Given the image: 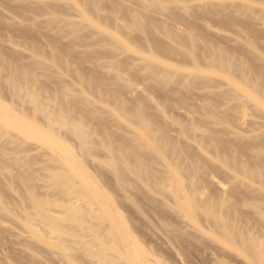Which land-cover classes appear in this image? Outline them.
Instances as JSON below:
<instances>
[{"label":"bare ground","instance_id":"obj_1","mask_svg":"<svg viewBox=\"0 0 264 264\" xmlns=\"http://www.w3.org/2000/svg\"><path fill=\"white\" fill-rule=\"evenodd\" d=\"M167 1L136 0V4L133 2L128 4L121 0H69L67 4L71 6L74 12L76 11L80 16L86 18L93 28H96L98 24L96 20L94 21L92 15L101 22L105 21L110 27L111 25L112 27L116 25L118 28L125 26L138 27L148 34L152 28L153 19L149 12L162 13L161 11L168 7L165 4ZM207 4L233 5L249 17L254 11H257L255 5L241 0H182L172 7L183 10L190 7H202ZM40 5L46 4L40 3ZM104 6H109L110 9H106ZM261 9L264 10V8ZM107 10H111V12H107ZM119 12L122 15L116 17V13ZM260 13L262 14L264 11H260ZM123 15H125L124 18ZM55 17L52 19L60 23L61 31L67 28L75 35L78 34L77 29L80 25L78 21L72 19V17ZM162 22L159 20L161 27L165 26ZM98 33L103 40L109 41L110 48H115L112 43L116 39L115 35L108 33L105 29L102 30L100 27ZM165 33L172 41L186 46L189 54H196L198 43L193 33L185 30H174L170 27L165 28ZM118 50L115 51L116 54L121 52ZM45 57H47L46 60L49 59L56 63L63 71L67 70L64 61L60 58L52 55H45ZM137 58L144 61V71L161 83L166 84L170 81H177L187 89L189 80L200 79L204 81L203 88L208 90V80L214 79L209 72L202 73L198 69L187 70L181 69L179 66H170L161 61L154 53L147 52L142 48H138ZM202 61L208 70L218 69L219 74L227 78V81H224L228 88L226 85L224 92L227 91L239 97L237 106L244 105L249 100H252L255 105H257V101H261L259 93L264 87V79L261 73L251 68L245 60H241L232 53L207 43L203 47ZM38 62L43 63L44 60L38 59ZM66 66L68 67L67 63ZM73 73L91 91L94 98L103 102L110 100L115 104V108L119 111L121 117L131 124L128 135L120 134L118 130L109 131L102 123H99L96 129H87L85 125L76 120L75 116L69 114L70 110L75 107L79 117H96L102 120L104 117L92 105L87 106L89 99L82 98L79 90L71 85L64 84L60 92L53 95V98L50 96L43 98L35 92L33 88L35 79L27 70L15 66L11 61H0V81L10 89L19 104L22 106L28 105L27 107L30 108L32 114H38L39 118L45 120L43 122L46 125V128L43 129L30 118L31 116H24L19 110L0 103V124L5 131L4 142L12 141V134H18L19 136H32L45 144L52 145L50 152L55 155L54 159L57 162L63 163V166L65 165L68 180L66 187L63 185L64 175L53 171L50 174L52 175V183L59 186L55 189L64 191L67 197L68 194L69 196L73 194L72 196L76 198L56 202L54 206L56 205L58 208L51 210L49 205L53 203L34 192L33 189L36 184L30 178L0 165V169H2L0 171L3 172L5 177L12 178L14 176L25 185L28 203L32 207V211L23 214L26 219L22 218L23 215L21 217L19 215L23 223L22 227H25V233L27 231L34 240L38 241V244L40 243L48 249L51 255L57 256L62 264H76L72 257L77 252L83 254L84 258L90 257L89 259L92 260L93 264H157V262L151 260L152 256L147 255L149 253L146 252L147 249L142 248L132 237L123 218L112 211L110 201H114L115 197L117 199L118 194L115 193L116 196L111 197L113 194L110 195L108 192L103 191L106 190V187H102L108 182L106 180L109 177L108 179L106 176L100 177V174L103 173L99 174L98 170L95 172V176L102 184H100L102 190L96 183L97 179L95 181L94 177L82 167L81 162L85 157L86 159L89 157L90 159L91 157L99 159L97 153L101 152V154H104V158H100L97 163L102 165L103 171L105 169L110 174V180L115 185L113 189L116 188L120 191L121 198L125 197L124 200L126 198L131 199L133 192L135 194L139 192L140 195L142 193L149 198L151 203L156 204L154 197L157 198L160 194L167 196V200H171L170 203L172 202L169 206L171 208H167L174 211L175 215L178 216H175L176 219L178 218L177 221L180 220L182 226L187 227L186 230L191 233H189L190 237L187 233L188 238L194 235L198 239L201 238V241L208 239L218 247L216 251L223 249L226 252L238 255L242 257L244 264H264V147L253 148V161L242 159L236 154L230 153L227 141L216 139L212 131H206L198 127V124L194 121L184 124L174 116L165 115L156 102H149L152 113H146L147 105L143 99L138 98L132 103L128 98L134 97L141 89L126 82L120 70L110 72L113 78L112 81L101 82L100 84L95 83L94 80L84 78L76 70H73ZM232 76L238 78L233 79ZM20 80H23V84L19 82ZM223 87L225 88V86ZM121 89H125L124 91L128 94L126 97L119 94ZM200 91H202L200 88L192 90L191 97L193 98ZM240 94L249 100H242L243 97ZM81 105H86V107L81 108ZM168 105H171V103L169 102ZM24 107L21 108L23 110L28 109L26 106ZM172 109L178 114L187 115L184 102L173 106ZM103 111L107 114L113 112L107 106ZM191 115L192 113H190ZM245 115L247 116L245 111L241 109L237 121H245L247 119ZM204 117L211 124L226 122L223 117L216 115L213 110H207ZM167 122L175 125L176 134L169 132ZM11 128L16 129V131H12ZM60 129L76 139L78 156L68 150L67 143L64 140L62 141L59 136V132H63V130L59 131ZM223 132L227 135L232 133V136H228L234 139L243 136L237 130L229 128H224ZM117 133L120 135L117 136ZM255 135L257 136V132ZM180 137L186 138L183 143L178 142V140L181 141ZM14 157V160L19 162V156ZM92 160L94 161V159ZM155 164L158 165L155 166ZM97 166L99 167V165ZM152 193H158L159 195L152 196ZM78 195H80V198L84 196L81 200L87 199L88 202L85 203L86 201H84L85 205L80 204L82 202L77 201ZM140 195L138 196L140 197ZM164 196L158 198L163 202L166 199ZM143 198L140 197L139 199ZM116 199L115 203L119 200ZM149 199H145V202L148 201L150 204ZM167 200H164L166 202H163L161 206H168ZM132 201L134 203L139 202L135 198ZM132 201L127 203L130 204L131 202V205H133ZM118 202L120 203V201ZM118 202L116 208L119 205ZM148 203L146 202L147 205ZM140 205L142 204L140 203ZM145 205H142V208ZM134 206L133 211L137 210L136 212H139L140 209L142 210V208H137V204L135 206L136 210H134ZM161 206L159 209H163ZM2 207L0 206V208ZM153 207L158 208L157 205H154L151 206V209ZM146 211L145 207V213ZM5 212L7 213L5 215H8L5 216L6 219L9 214L7 211ZM152 212L154 214L155 210L150 211V213ZM164 212L166 211L164 210ZM2 213L4 214V212ZM160 214L162 216V212ZM161 216H159V219H161ZM5 219L1 220L0 223H4ZM143 219H146V214H144ZM33 221H37L41 229ZM103 222L107 224L105 228L102 226ZM8 225L5 229L9 228ZM147 225L153 227L152 223L147 222ZM176 225L160 226L159 230H162L170 241L177 244L179 240L182 242L186 237L184 235L186 230L179 228L181 225L179 227ZM144 226L143 228H145ZM10 228L8 229L10 233L16 232H11ZM143 228L141 229L143 230ZM14 230H16L15 227ZM20 230H23V228ZM153 231L156 233V230ZM154 232L151 231V233ZM23 233L24 230L19 233L22 234V237H20L22 239L23 236H27V233L25 235ZM183 236L185 237L183 238ZM15 237L17 238V236ZM162 238L165 239L166 237L162 236ZM27 239L24 241H27ZM160 240L158 239L157 242ZM205 243L207 246V242ZM170 246L172 245L170 244ZM17 248L23 249L22 246ZM169 249L171 250V247ZM216 261L219 264H229L224 262V258ZM7 262L5 261L4 264ZM89 262L91 261L89 260Z\"/></svg>","mask_w":264,"mask_h":264},{"label":"rangeland","instance_id":"obj_2","mask_svg":"<svg viewBox=\"0 0 264 264\" xmlns=\"http://www.w3.org/2000/svg\"><path fill=\"white\" fill-rule=\"evenodd\" d=\"M68 1L69 0H0V61H11L15 66L27 70L35 79L33 88L36 93L40 94L43 98L48 96L53 98L54 94L57 95L60 92L62 85H71L73 88L80 91L82 98L89 99L87 106L89 107V105H92L93 108L103 115L102 117H104V119L102 120L96 117H79L75 107L69 111L70 115L75 116L76 120L85 125L87 129H96L98 124L102 123L109 131L118 130L120 134L123 133L128 135L131 124L121 117L119 111L115 108V104L108 99L107 102H103L94 98L91 91L86 88L85 84L82 83V81L80 82L78 77L73 73V70H76L84 78L94 80L95 83L100 84L101 82L112 81L113 78L110 72L120 70L126 82L136 85L141 89L140 91L138 90L139 92L137 91L138 93L135 94L134 97L128 98H130L132 103L138 98L143 99L147 105L146 113H152L149 108V102H156L165 115L174 116L178 121L184 124L190 121L196 122L198 127L206 131H212L216 139L227 141L230 153L236 154L242 159L254 160V157H252L253 148L264 147V133H262L264 132V87L259 93L261 101H257V105L248 98L249 102H245L247 99L240 94V96L243 97L240 98L242 100L245 99V101H243L245 103L244 105L237 106L236 104L239 101V97L230 94V92H224L227 85L225 83L227 78L219 74L220 72L218 69L208 70V68L203 65L202 56L204 45L210 43L216 48L224 49V51L232 53L235 57L245 60L251 68L261 73L264 79V13H260V11H264L261 9L264 8V0H241L257 7V11H254L250 17L229 4H207L202 7H190L179 10L172 6L176 3H180L182 0H168L165 3L168 7L163 9L161 11L162 13L149 12L153 16V19L152 28L148 34L144 33L143 30L138 27L125 26L123 28H118L116 25L115 27H112V25L110 27L105 21L101 22L92 15V18L94 17V21L96 20L98 24L96 28H93L86 18L80 16L76 11L74 12L71 6L67 4ZM121 1L128 4L130 2L136 4V0ZM40 3H45L46 5H40ZM104 7L110 9L109 6ZM107 12H111V10H107ZM120 15H122V13L119 12L116 13L115 16L118 17ZM55 16L59 18L72 17V19L78 21L80 24L77 29L78 34L75 35L67 28L61 31L60 23L52 19ZM122 17L124 18L125 15ZM159 20L163 21L162 23H164L165 26L161 27ZM99 27L116 36V39L113 40L112 43L115 45L114 49H119L118 51L121 52L116 54V50L110 48L109 41H105L100 37L98 33ZM167 27L193 33L198 43L196 54H189L186 46L169 39L165 33V28ZM215 30L218 32L216 33ZM138 48L154 53L161 61L170 66H179L181 69L187 70L198 69V71L202 73L209 72L214 79L208 80V90L203 88L204 81L200 79L195 81L188 79L187 89L182 86V83L177 81H170L166 84L156 81L144 71V61L137 58ZM45 55H52L63 60L67 70L63 71V69L59 68L53 61L49 59L46 60L47 57H45ZM38 59H43L44 62L40 63ZM232 77L233 79L238 78L237 76ZM19 82L23 84V80ZM223 86H225V88ZM197 88L202 89V91L198 92L197 95L192 98L191 91ZM124 90L125 89L119 90V94L126 97L128 94ZM169 102L172 106L168 105ZM182 102H184L187 115L178 114L172 109L173 106L180 105ZM0 103L15 110H19L24 116H31L30 118L33 119L39 127L43 129L46 128L44 123L45 120L39 118L38 114H32L30 108L27 107L28 105L22 106L19 104L12 95L10 89L1 81ZM24 106L28 109L23 110L22 108H25ZM84 106L86 107V105H81L80 107L82 108ZM106 106L112 109L113 112L111 114H107V112L103 111ZM241 109L247 114V116L245 115L247 119L245 118V121L239 122L237 119ZM207 110H213L216 115L223 117L226 122L223 124H211L207 122L204 117ZM190 113H192L191 116ZM167 124L169 132L171 131V134H176V129H174L175 125L168 122ZM224 128L237 130V132H240V135L243 136H240L238 139L229 137L232 136V133H229L228 136L223 132ZM11 130L16 131V129L12 128ZM62 130L63 129H60L59 131ZM256 132L257 136L255 135ZM4 134V128L0 124V165L10 171L30 178L33 183L36 184L33 189L34 192L48 199L50 203H53L49 205L51 210H56L58 208L56 205L54 206L56 202H62L68 198L76 199L75 196H72L73 194L71 196L68 194L67 197L64 191L55 189V187L58 188L59 186H55L52 183V175L50 174L53 171L60 172L64 175L63 185L66 187L68 182L65 165L63 166V163L57 162V160L54 159L55 155H52V152H50L52 145L45 144L32 136H19L18 134H12V141L4 142ZM120 134L117 133V136ZM59 136L62 141L64 140V142L67 143L68 150L78 156L76 139L64 130L62 133L59 132ZM185 139L182 137L180 139L181 141L178 140V142L183 143ZM97 154L99 159L104 158L103 153L101 154V152H99ZM14 156H19V162L14 160ZM89 159L90 157L87 159L86 157L84 158L81 162L82 167L94 177L95 181L97 179L96 183L101 189L104 186L106 187V190L102 189L103 191L108 192L110 195L113 194L111 197H115V193L118 194L117 199L119 200L115 197L117 200L115 203V199L111 198L114 199V201H110V207L114 213L119 214L123 218L127 229L130 231L135 241L142 248H145V250L147 249V253L149 252L151 254H147L149 257L152 256L151 260L157 262V264H212V262L213 264H219L216 260L224 258V262L229 264H244L242 257L238 255L226 252L220 248V250L217 249L219 251H216L218 247L208 239H204L203 242L201 238H199V240L198 237L194 235L188 238L191 233H188L186 226L184 227V225H181L182 222L180 220L177 221L178 218L176 219L175 216L177 215H175L174 211L169 210V208H171L169 206H171L170 204H172V202L170 203L171 200H167V196L155 193L161 198L162 196H164V198L166 197L164 200H167L169 203L168 206H161V204L166 201L163 200L162 202V200L158 198L159 196H157V198L154 197L156 204L151 203L150 199L145 197L141 192L143 196H141L139 192L136 194L133 192L134 194L131 196V199L133 200V198H135L137 202L139 201L138 203H134L128 198L124 200L125 197L121 198L120 191L116 188L113 189L115 185L113 181L110 180V174L107 173L105 169L103 171L102 165L97 163L99 159H96V157H91V159ZM92 159H94V161ZM96 165H99V167H96ZM157 165L158 164H155V166ZM0 170L2 171V169ZM97 170L99 174L103 173L100 174V177L106 176L107 179L109 177V179L106 180L108 182L105 181L106 183L102 187L100 186V181L95 176ZM1 171L0 206L4 207L0 208V210L4 209L0 212V222L5 219V216H8L5 215V211H7L9 217L6 218L7 220H4V223H8L9 225H7L9 228L13 226L10 228L11 232H16L10 233V230H8L9 228L5 229L7 225L0 223V264H4L5 261L9 262L5 264H62V261L60 262L57 256L51 255L49 250L40 243L38 244V241L34 240L27 231V236L25 235V227H22L23 223L20 217L32 211V207L28 203L25 185L14 176L12 178L9 176L5 177ZM215 172H217V170H215ZM217 174H219V172H217ZM137 194L140 195L141 198L145 197L143 198L144 200L139 199L140 197ZM152 194V196L155 195L154 193ZM78 196L77 201L82 202L80 204L85 205V203L88 202L87 199L81 200L84 196L81 198L80 195ZM145 199H149L151 206L157 205L158 208L156 209L153 207L151 209L150 204L146 201L148 203L147 205ZM84 201L86 202L84 203ZM118 201H120V203ZM128 201H132L135 206L137 204V208L139 209L142 208V205H146L143 207L144 209L142 208V210L140 209L139 212H136L135 206L134 210L136 211H133V205H131V202L128 204ZM158 201L160 204H158ZM117 202L119 205L116 208ZM140 203L142 205H140ZM160 206L163 207V209H159ZM145 207L147 210L146 213ZM143 210L144 214H146V219H143ZM151 210H155L154 214L153 212L150 213ZM164 210L166 212H164ZM158 211L162 212V216ZM2 212H4V214ZM141 213L143 215H140ZM159 216H161V219H159ZM22 218H24V215ZM146 221L152 223L153 227L147 225ZM161 221L167 226L177 224L176 226L179 227L181 225L179 228L186 230L184 235L188 236L189 234V236H186L187 239L183 236V238L185 237L184 239L182 238V242L185 240L183 243L181 240H179L177 244L170 241L166 234H164L162 230H159L162 226L164 227ZM33 223L36 225L38 224L37 221H33ZM102 224L104 228L107 225L106 222ZM142 224L145 225V228H143ZM14 227L16 230H14ZM21 227L24 230L23 235H25L23 239L20 238L22 234H19L23 231L20 230L22 229ZM37 227L40 228L41 226L38 224ZM141 228H143V230ZM146 228H151L150 230L152 232L156 230V233H151V231L149 229L148 231ZM159 233L166 238H162ZM154 234H156L155 237ZM15 236H17V238ZM26 238H28V242L24 241ZM156 239H161L160 241L162 243L160 241L157 242ZM163 239L166 242H163ZM195 240H197V242H195ZM205 242H207L208 247ZM164 243H166L167 246L166 244L164 245ZM170 244L172 246H170ZM20 245L23 249L19 248V250L17 247H21ZM170 247L171 250L169 249ZM208 248H210V251H207ZM208 253L210 254L208 255ZM89 258L90 257L84 258L83 254L79 252L72 257L76 264H93L92 260ZM87 259L91 262L88 263L89 260Z\"/></svg>","mask_w":264,"mask_h":264}]
</instances>
